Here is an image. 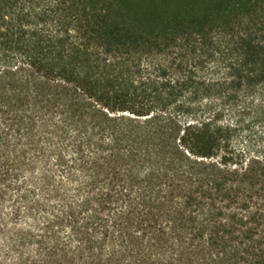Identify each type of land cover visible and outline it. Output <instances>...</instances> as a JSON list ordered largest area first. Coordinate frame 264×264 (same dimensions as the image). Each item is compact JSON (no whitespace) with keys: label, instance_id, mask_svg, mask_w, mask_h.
Listing matches in <instances>:
<instances>
[{"label":"trees","instance_id":"trees-1","mask_svg":"<svg viewBox=\"0 0 264 264\" xmlns=\"http://www.w3.org/2000/svg\"><path fill=\"white\" fill-rule=\"evenodd\" d=\"M0 264H264V0H0Z\"/></svg>","mask_w":264,"mask_h":264}]
</instances>
